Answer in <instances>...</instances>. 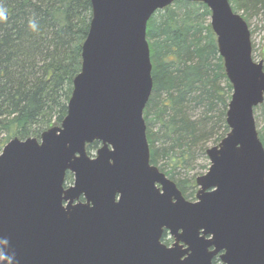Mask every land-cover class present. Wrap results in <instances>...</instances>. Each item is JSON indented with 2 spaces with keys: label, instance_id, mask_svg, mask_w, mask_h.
<instances>
[{
  "label": "water",
  "instance_id": "water-1",
  "mask_svg": "<svg viewBox=\"0 0 264 264\" xmlns=\"http://www.w3.org/2000/svg\"><path fill=\"white\" fill-rule=\"evenodd\" d=\"M174 1L90 0L61 123L1 149L0 264H264V146L254 118L263 61L253 60L249 26L229 0H185L210 11L232 87L228 132L206 149L195 199L150 163L146 26Z\"/></svg>",
  "mask_w": 264,
  "mask_h": 264
},
{
  "label": "trees",
  "instance_id": "trees-1",
  "mask_svg": "<svg viewBox=\"0 0 264 264\" xmlns=\"http://www.w3.org/2000/svg\"><path fill=\"white\" fill-rule=\"evenodd\" d=\"M229 2L247 24L264 14V0ZM0 9L7 17L0 20L1 152L13 137L39 138L47 126L61 123L72 79L80 71L91 5L90 0H0ZM209 18L203 3L175 0L156 11L146 26L153 84L143 119L150 163L190 201L197 174L189 173L228 132L232 87ZM261 60L264 69V52ZM257 132L264 146V135ZM98 146L97 141L88 144L87 153ZM72 182L67 172L65 185ZM166 237L162 240L168 243Z\"/></svg>",
  "mask_w": 264,
  "mask_h": 264
},
{
  "label": "rangeland",
  "instance_id": "rangeland-1",
  "mask_svg": "<svg viewBox=\"0 0 264 264\" xmlns=\"http://www.w3.org/2000/svg\"><path fill=\"white\" fill-rule=\"evenodd\" d=\"M237 13H242L240 11H237ZM210 21V18L208 19ZM208 21V22H209ZM249 29L251 31V43H252V58L256 62L261 60L262 53L264 52V14H260L255 17H251L248 21ZM256 109V108H255ZM255 116L257 117V130L262 132L264 135V106L260 109L255 110ZM54 120V117H53ZM53 126V124H50L46 128ZM211 147V146H210ZM92 152V154H94ZM198 166H196L195 170L190 172L189 174H197V176L205 174L207 172V169L209 167V160L206 157V159H199ZM203 165V166H202ZM205 166V167H204ZM197 189V186H196ZM195 198H192L191 201H193ZM168 243L171 242L170 236L167 234V237L165 238ZM216 264H221L218 259L216 258ZM215 264V263H214Z\"/></svg>",
  "mask_w": 264,
  "mask_h": 264
},
{
  "label": "clouds",
  "instance_id": "clouds-1",
  "mask_svg": "<svg viewBox=\"0 0 264 264\" xmlns=\"http://www.w3.org/2000/svg\"><path fill=\"white\" fill-rule=\"evenodd\" d=\"M5 13H6V10L0 9V20H3V19L7 18ZM32 27H35L34 23L32 24Z\"/></svg>",
  "mask_w": 264,
  "mask_h": 264
}]
</instances>
